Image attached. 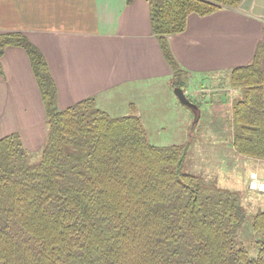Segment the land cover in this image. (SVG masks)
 I'll use <instances>...</instances> for the list:
<instances>
[{
    "label": "trees",
    "instance_id": "1",
    "mask_svg": "<svg viewBox=\"0 0 264 264\" xmlns=\"http://www.w3.org/2000/svg\"><path fill=\"white\" fill-rule=\"evenodd\" d=\"M241 1L146 0L173 88L184 91L190 74L168 36L183 33L190 15ZM7 47L28 58L46 135L34 163L18 133L0 138V264H264V206L245 240L241 193L186 172V144L153 145L132 104L120 117L93 98L59 110L42 53L21 33H0V60ZM261 56L258 48L229 73L228 131L236 155L264 162Z\"/></svg>",
    "mask_w": 264,
    "mask_h": 264
},
{
    "label": "crops",
    "instance_id": "2",
    "mask_svg": "<svg viewBox=\"0 0 264 264\" xmlns=\"http://www.w3.org/2000/svg\"><path fill=\"white\" fill-rule=\"evenodd\" d=\"M7 32L23 34L42 53L57 104L65 108L93 98L112 109L142 95V85L171 77L150 30L146 0H0V33ZM167 39L175 60L190 74L187 87L199 86L204 102L208 74L229 76L258 48L264 73V0L190 15L185 31ZM0 62V138L18 133L27 151L38 150L46 135L45 114L28 58L22 49L7 47ZM130 103L139 115V106Z\"/></svg>",
    "mask_w": 264,
    "mask_h": 264
},
{
    "label": "rangeland",
    "instance_id": "3",
    "mask_svg": "<svg viewBox=\"0 0 264 264\" xmlns=\"http://www.w3.org/2000/svg\"><path fill=\"white\" fill-rule=\"evenodd\" d=\"M208 78L202 88L204 102L200 100L199 86L198 89L191 86L186 88L188 92H193L186 97L193 100L198 109L185 107L177 98L169 80H156L147 86L142 85L139 91L142 95L116 103L112 109L107 106L111 103L101 102L104 106L99 103L96 106L112 117H120L130 113V102L136 103L148 139L153 145L186 144V172L215 180L222 188L239 191L247 213L248 221L243 236L247 240L250 235L249 217L264 206V162L234 153L230 146L228 124L230 102L236 93L230 89L226 73L213 76L208 74ZM57 106L59 110L65 109L61 102ZM39 153V149L30 151L29 161L36 162Z\"/></svg>",
    "mask_w": 264,
    "mask_h": 264
},
{
    "label": "water",
    "instance_id": "4",
    "mask_svg": "<svg viewBox=\"0 0 264 264\" xmlns=\"http://www.w3.org/2000/svg\"><path fill=\"white\" fill-rule=\"evenodd\" d=\"M174 91H175V94H176L177 98L179 99V101L185 107H188V108H191V109H198V107L195 104H193L192 102H190L188 100V98L185 96V93H184V91H182V89L175 88Z\"/></svg>",
    "mask_w": 264,
    "mask_h": 264
}]
</instances>
